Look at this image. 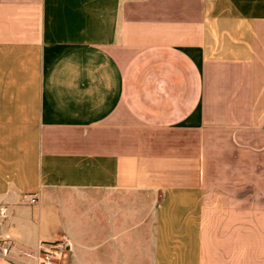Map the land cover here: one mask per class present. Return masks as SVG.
Returning <instances> with one entry per match:
<instances>
[{"label":"crops","instance_id":"1","mask_svg":"<svg viewBox=\"0 0 264 264\" xmlns=\"http://www.w3.org/2000/svg\"><path fill=\"white\" fill-rule=\"evenodd\" d=\"M0 207V264H264V0H0Z\"/></svg>","mask_w":264,"mask_h":264},{"label":"built area","instance_id":"2","mask_svg":"<svg viewBox=\"0 0 264 264\" xmlns=\"http://www.w3.org/2000/svg\"><path fill=\"white\" fill-rule=\"evenodd\" d=\"M29 204H36L38 201L35 193L27 194ZM6 217L5 208L0 207V223ZM68 239L61 236L55 240H45L38 244L35 256V264H67L70 251ZM7 249L0 246V255H6Z\"/></svg>","mask_w":264,"mask_h":264}]
</instances>
